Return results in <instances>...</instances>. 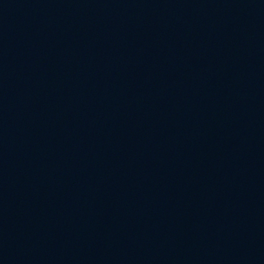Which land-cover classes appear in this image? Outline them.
Listing matches in <instances>:
<instances>
[{
	"label": "water",
	"instance_id": "95a60500",
	"mask_svg": "<svg viewBox=\"0 0 264 264\" xmlns=\"http://www.w3.org/2000/svg\"><path fill=\"white\" fill-rule=\"evenodd\" d=\"M0 264H264V0H0Z\"/></svg>",
	"mask_w": 264,
	"mask_h": 264
}]
</instances>
